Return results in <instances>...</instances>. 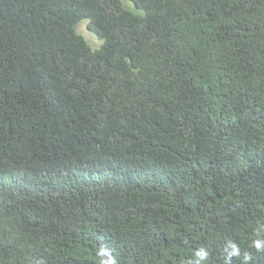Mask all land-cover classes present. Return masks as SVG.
Listing matches in <instances>:
<instances>
[{
	"label": "trees",
	"instance_id": "16d2710c",
	"mask_svg": "<svg viewBox=\"0 0 264 264\" xmlns=\"http://www.w3.org/2000/svg\"><path fill=\"white\" fill-rule=\"evenodd\" d=\"M131 1L0 0V264H264V0Z\"/></svg>",
	"mask_w": 264,
	"mask_h": 264
},
{
	"label": "clouds",
	"instance_id": "9594fccd",
	"mask_svg": "<svg viewBox=\"0 0 264 264\" xmlns=\"http://www.w3.org/2000/svg\"><path fill=\"white\" fill-rule=\"evenodd\" d=\"M251 247L256 252H264V236H261L260 238L253 240ZM101 254H104L103 249H101ZM194 255L196 257L195 262L188 261L187 264H202V262L208 260L209 251L205 247H201L194 253ZM239 256H240V248L234 242L231 241L227 242L222 252V258L224 264H231L232 258ZM252 259H253L252 254L249 252H245L243 255V264H249V261H251ZM102 264H116V260L114 257H109V259L107 261L102 262Z\"/></svg>",
	"mask_w": 264,
	"mask_h": 264
},
{
	"label": "rangeland",
	"instance_id": "374dc122",
	"mask_svg": "<svg viewBox=\"0 0 264 264\" xmlns=\"http://www.w3.org/2000/svg\"><path fill=\"white\" fill-rule=\"evenodd\" d=\"M121 2L125 8L138 12V8L134 6L131 0H121ZM86 23V19L78 21L75 25V31L86 39L92 49L98 48L101 41L87 28Z\"/></svg>",
	"mask_w": 264,
	"mask_h": 264
}]
</instances>
